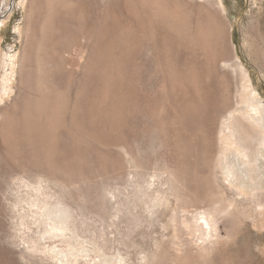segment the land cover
Masks as SVG:
<instances>
[{
	"label": "rangeland",
	"instance_id": "obj_1",
	"mask_svg": "<svg viewBox=\"0 0 264 264\" xmlns=\"http://www.w3.org/2000/svg\"><path fill=\"white\" fill-rule=\"evenodd\" d=\"M0 264H264V0H0Z\"/></svg>",
	"mask_w": 264,
	"mask_h": 264
},
{
	"label": "bare ground",
	"instance_id": "obj_2",
	"mask_svg": "<svg viewBox=\"0 0 264 264\" xmlns=\"http://www.w3.org/2000/svg\"><path fill=\"white\" fill-rule=\"evenodd\" d=\"M235 129H236V132L238 134L242 133L243 136L246 138L247 144H243L244 147H246V146L248 147L249 145L252 147L254 145L255 135H253V133L251 132V130L245 124H243L240 121H237L236 122ZM25 186H26V188L27 187H31L32 189H35L38 192H41L42 189H43L41 186L35 185V182L33 183L27 177L25 178ZM43 193L44 192L42 191V194ZM16 199H17L16 206L19 207L22 199H19L18 197ZM19 201H20V203H19ZM26 213H28V212H26ZM184 224L192 232L193 231H197V230L204 231L203 234H204V239L205 240H210L212 237H214V236L217 235V231H218L217 230L218 229V219H217V213L215 211L205 210L203 212H200L197 215L193 216V219L192 220H186V221H184ZM25 227H26V225H25Z\"/></svg>",
	"mask_w": 264,
	"mask_h": 264
}]
</instances>
